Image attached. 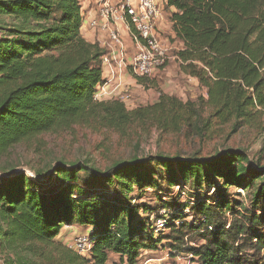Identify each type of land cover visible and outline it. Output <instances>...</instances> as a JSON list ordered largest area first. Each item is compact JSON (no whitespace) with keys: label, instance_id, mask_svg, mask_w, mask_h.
I'll return each instance as SVG.
<instances>
[{"label":"trees","instance_id":"trees-1","mask_svg":"<svg viewBox=\"0 0 264 264\" xmlns=\"http://www.w3.org/2000/svg\"><path fill=\"white\" fill-rule=\"evenodd\" d=\"M170 8L171 31L182 44L174 54L179 70L198 81L206 98L197 106L160 95L153 105L128 110L116 99H96L106 83L105 51L81 35V0H0L2 264H108L112 254L138 264L141 252L157 250L161 241L149 221L159 216L130 194L162 192L159 181L168 189H214L192 203L162 204L173 208L166 224L173 243L198 237L199 244L186 248L192 264H264V163H252L243 150L134 157L105 170L62 162L34 169L33 177L3 161L14 147H29L45 134L73 127L124 134L146 123L178 130L198 122L205 108L203 128L234 121V131L264 133V0H167L164 9ZM232 188L248 191L247 206L228 200ZM191 213L197 218L186 222ZM74 225L92 228L90 260L56 240Z\"/></svg>","mask_w":264,"mask_h":264},{"label":"rangeland","instance_id":"rangeland-1","mask_svg":"<svg viewBox=\"0 0 264 264\" xmlns=\"http://www.w3.org/2000/svg\"><path fill=\"white\" fill-rule=\"evenodd\" d=\"M164 12V22L167 23L169 12L168 10ZM160 37L166 44L172 46L169 54L167 53L168 59L165 70L150 79H146L144 85L139 84L138 92L129 90L137 96L138 102L134 107H129L128 110L153 105L159 100L160 95L172 96L183 103L190 101L201 106L199 100L206 98V90L198 84L197 80L194 79L193 81L181 74L174 56L181 49L177 40L170 38L169 31L163 32ZM199 110L201 112L198 122H193L192 125L188 126L183 124L178 130L165 131L146 123L145 126L133 127L124 134L112 131L93 132L83 127H73L66 132L45 134L29 147H14L3 161L15 164L17 168L24 170L27 174H32L34 169H47L62 162L67 165L85 163L90 167L105 170L114 162L125 161L134 157L145 158L159 154L181 157L192 154L210 156L230 148L245 151L252 163L257 162V160H260L261 164L264 163V133L261 130L254 127H239L238 130L234 131V121L224 126L212 124L211 127L203 128L208 110L206 108ZM157 172L163 173L160 169H157ZM159 183L162 192L146 190L142 199L136 191L132 192L130 196H135L136 204H146L158 212L161 209L171 212L173 208L163 207L162 204L168 205L173 201L176 202V205L189 201L192 203L194 199L202 198L203 194L211 195L214 190L210 189L206 194L203 189V193H200L187 186L184 191L185 194L182 195L177 191V187L168 189L164 181H159ZM107 193H112V190H107ZM247 193L248 191L240 189H229L228 200L243 202L247 206ZM185 212L187 211L185 210ZM139 214L140 216H148ZM185 214L188 215L189 213ZM190 215L192 217H186V222L191 223L193 218H197L193 213ZM226 218H229L228 214ZM153 219L155 216L152 214L149 221L151 222ZM71 227L65 226L56 240L73 248L76 238L84 233ZM154 236L155 239L161 240L157 250L150 255H144L145 253L141 252V259L138 264H146L145 261L148 258L153 259L151 264H192L186 248L199 244L196 235L190 233L179 244H175L172 239L176 235L173 229L167 226L164 231ZM0 264H2L1 259ZM108 264L124 263H121L118 257L110 256Z\"/></svg>","mask_w":264,"mask_h":264},{"label":"built area","instance_id":"built-area-1","mask_svg":"<svg viewBox=\"0 0 264 264\" xmlns=\"http://www.w3.org/2000/svg\"><path fill=\"white\" fill-rule=\"evenodd\" d=\"M166 4L167 0H95V15L88 21V28L95 37L97 34L105 35V41H98L95 38L93 43L107 50L102 56V65H108L111 68L110 76H113L115 71L112 63L120 70L129 69L133 77L144 79L154 77L165 68L169 49L160 37L157 26L163 21V9ZM119 26L130 30L131 40L137 50L129 64H127L126 48L118 31ZM110 96L111 99L123 103L126 109L134 107L138 102L137 96L119 84L113 85ZM27 175L33 177L31 173ZM176 189L180 194H185L186 188L181 190L177 187ZM169 213L161 209L158 212L159 217L153 219L155 235L165 230ZM176 223L180 224V222ZM91 232L92 229L86 234L79 235L73 248L70 247L88 260L91 259L93 246L89 239Z\"/></svg>","mask_w":264,"mask_h":264},{"label":"crops","instance_id":"crops-1","mask_svg":"<svg viewBox=\"0 0 264 264\" xmlns=\"http://www.w3.org/2000/svg\"><path fill=\"white\" fill-rule=\"evenodd\" d=\"M95 10H96L95 0H81V14H82V18H83V22H82V26H81V35L89 43H93L95 38L98 41H105L106 40L105 35L97 34L95 37L93 32L91 30H89V28H88V21L94 17ZM164 11H165V9H163V21H161L160 24L157 26V31H158L159 35L163 34V32H165V31H169L170 38L174 39V35L171 31V23L169 22L168 19H167V23L164 22V14H165ZM168 12L170 14L172 12H175V10L173 8H170ZM118 31L120 33V36H121L123 43H124V46L126 48L127 64H129L131 62L133 56L136 54L137 50H136L134 43L131 40L130 30L124 26H119ZM178 44H179V47H182V44L180 42H178ZM166 47L169 50H170V48H172V46H170V44L169 45L166 44ZM176 49H179V48H176ZM104 51H105V53L107 52L106 49H104ZM168 54H169V51H168ZM173 58H174V56H173ZM112 66H113L115 71H114V75L110 76L109 73H110L111 68L108 65L107 66L104 64L102 65V72H103L102 74H103V78L106 80V83L98 89V92L96 94V99L98 101H104V100L111 99L110 90L114 84H117V85L119 84L122 88L127 89V90H131L133 92H138V90H139L140 86L137 83V80L135 79V77H133L131 75L129 69L120 70V69L114 67V63H112ZM164 70H165V68L160 72H163ZM157 74H155L154 76H156ZM183 76H185V75H183ZM190 79L194 81L193 78H190ZM108 82H109V84H107ZM71 228H76V229L82 231L84 234H86L90 230L89 228L86 229V228H80L77 226H72ZM62 243H64V242H62ZM154 252L155 251H144V253H145L144 255L154 254ZM110 256L118 257L117 255H113V254ZM145 262H146V264H151V263H153V259L148 258V259H146Z\"/></svg>","mask_w":264,"mask_h":264}]
</instances>
